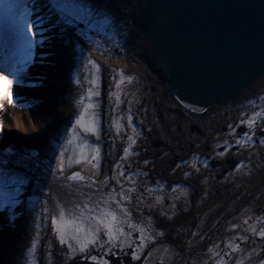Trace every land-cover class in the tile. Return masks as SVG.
Returning a JSON list of instances; mask_svg holds the SVG:
<instances>
[{
	"label": "rangeland",
	"instance_id": "rangeland-1",
	"mask_svg": "<svg viewBox=\"0 0 264 264\" xmlns=\"http://www.w3.org/2000/svg\"><path fill=\"white\" fill-rule=\"evenodd\" d=\"M93 2L95 1L80 0V4H74L72 0H63L64 6L67 7L65 12L68 27L71 26L70 33L75 32L80 39L78 44L72 43L74 40L70 41L71 47L74 44L75 51L79 52L76 56V65L73 67L75 80H71V85L79 90L75 105L78 110H82L86 124L94 121L96 130L94 133L84 131L77 124L79 119L75 122L58 123L45 139L41 138L42 149L28 146H22L21 149L17 146L12 152L23 156L27 160L26 163H30V168H25V177L20 182L28 189L24 193L26 198H23L21 204L18 203L23 212L14 215L22 227L21 230L20 228L16 230L19 232L16 238L19 237L17 239L21 243L19 256L22 258L18 264H69L78 259L92 260L91 257H96L95 262L100 263L105 261V255L109 252L123 247L132 248L131 245L136 241L141 242L142 249L134 254L132 264L141 262L142 258H144L142 264H264V236L259 234L261 230H256V223H240L241 219L231 218L235 214L234 211L240 210L242 206H248L249 211H252L264 203V174L255 178L256 182L251 181L249 188L246 187L242 195L234 190L230 192L228 187L224 194L212 195L211 200L205 202V207L200 205L190 208L189 203L184 205L185 215L173 219L166 225L157 221L159 219L156 217L162 211L158 207L161 199L167 195V200L175 201L176 193L172 182H166L168 184L166 188L160 181L164 182L169 178L170 170L176 167L179 159H186L187 153H181V150L188 149L190 142L196 140L191 139L188 133L193 123L186 122L189 118L185 119V115L189 116L190 113L173 97L168 85L157 75L151 76L150 72L145 71L147 63L151 62L149 54L147 53L148 62L142 63L138 58L139 54L146 52L142 43L144 37L142 38L139 17L127 12V6L121 8L104 1L101 4L104 13L102 17L98 16L99 20L95 25L92 20L90 21V16L99 14L97 9L100 5H94ZM26 12L29 11L25 8L24 13ZM127 20L130 22V28L125 27ZM121 30L124 31V36H128L127 41L131 42L132 57H129L128 64L138 65V61H141L140 68H134L130 73L123 67L127 64L121 61V57L124 56L122 53L125 52L121 47L123 43L119 44L112 40V36ZM136 34H140L142 39ZM89 47L92 51L88 49ZM93 47L97 48L98 53H95ZM119 48L121 54L118 61L122 64L109 65L117 58ZM96 55L98 56L95 57ZM146 73L149 74L150 80ZM156 82L160 83L161 91L149 97L145 87H153ZM139 84L144 87L142 89L144 96L136 97L135 92L139 93L137 91ZM154 99L159 102L156 104ZM257 100L264 103V79L239 97V101H246L244 103L249 106L255 105ZM26 101H33L34 105L40 103L37 98H28ZM88 105L93 107L88 108ZM238 105V101L223 104L222 118H230L226 111L233 112ZM212 111H207L208 114L204 116H212ZM216 124L212 123L213 128ZM146 133L150 134V138L145 139ZM151 137L167 142L171 148L164 145L165 147L156 149L152 145ZM7 138L6 130L3 128V132H0V151L6 152V147L10 145ZM53 147L55 157L48 155L47 152ZM68 150L77 151L80 155L76 159L80 162L75 161L73 166L81 172L84 179L70 180L69 177L73 174L66 175L70 182L79 183L83 188L80 193L71 192L72 200L69 204H63L47 182L56 173L64 152ZM95 152L99 154L96 160H92ZM36 161L41 163L40 166H37ZM136 170L140 173L138 177L135 176ZM261 172L264 173V169L261 168ZM155 198L158 199V203L155 202L153 205L152 200L155 201ZM230 199L241 205H232L231 208ZM163 202L164 205L165 201ZM60 205H62L60 212L63 210L67 216L75 218L83 213L81 219L86 229L93 230L99 225L92 217H99L104 211L114 212L118 217V226L123 229L125 236L113 245L108 243V237L101 229L97 234L96 244L81 253L78 250V242L70 236L67 243H61V237L53 225V219L59 217V211L57 213L55 207ZM227 206L230 207L225 208ZM204 212H208L205 214L206 217L220 215L213 224L214 231L210 230V233L215 232L218 235L207 245L203 253H192L187 250L192 255L185 256L186 254L179 248L182 242L181 232L183 233L186 227L184 224H188L191 232L201 234L205 231L203 229L205 225L201 224L193 230V224ZM224 218L227 222V233L221 237L217 230ZM237 240H243L245 247L242 243L239 245ZM155 242L158 245L144 256ZM223 242L228 243L229 247L221 249Z\"/></svg>",
	"mask_w": 264,
	"mask_h": 264
},
{
	"label": "bare ground",
	"instance_id": "bare-ground-1",
	"mask_svg": "<svg viewBox=\"0 0 264 264\" xmlns=\"http://www.w3.org/2000/svg\"><path fill=\"white\" fill-rule=\"evenodd\" d=\"M38 1H42L41 4H36V2ZM50 1L52 0H0V23L2 24V26L6 27L7 31L5 37L8 38L10 41V34L13 32L15 35L14 37H21L20 44L22 45V49L24 50L23 53L27 54L26 58L23 56L25 58L26 63L24 67L21 68L22 71L21 69L19 70V68H17V65H14L15 63H12L13 71H8L12 72V77L15 78L17 84L28 82H32L34 84L40 83L39 86H18L16 89L15 87L9 88L4 86L3 90V82L0 81V103H3L4 105V107L0 109V121L3 122V128H5L8 137L7 139H9L8 144H10L8 145L9 148L8 146L6 147V152L0 151V172L5 174V179L15 180L17 182L15 187L19 190L18 194L14 197V199H5L3 202H0V264H18L20 263V261H22L21 256H19V249L21 248V243L17 239L19 237L16 238V236L19 235V232L16 230L18 228H20L21 230L22 227L20 226V222L18 221V219H16V217H14V215L18 212H23L22 207L20 208L18 203L21 204L23 198H26L24 196V193H26L25 190L27 191L28 189H26L24 185L20 182L25 177V168H30V163H26L27 160H25L23 156H19L18 154L12 152H14V149L17 146L21 149H23L22 146H28V148L42 149V145H40L41 138L45 139L47 134L51 132V130H54L56 128V125H58V123H65L68 121L75 122L77 119H80V117L83 115L82 110H78L75 105V101L79 96V90H76L71 85V80H75V70L73 67L76 65V56L79 53L75 51L74 44L71 47V42L74 40L72 43L78 44L80 42V39L78 37V34H74L75 32H72V34L70 33L71 26L68 27V25L67 27H64V21L62 20V17L64 15L61 14L60 10H57L58 14H52L48 10V4L51 3ZM57 1L60 2L61 0ZM94 1V5H100L99 9H97V12H99V14L96 15V10L94 9L93 13L95 14V16H90V21L92 20L95 25L99 20L98 16L102 17L104 13V11H102L103 5H101L102 3H104V1L106 3H112L111 5H118L121 8L123 6H127V12H130V14L132 15L135 14L139 17L138 10L129 3L120 2L118 0ZM14 2H17L21 5L24 4L29 10L33 9L32 4L34 5V2L35 5L38 7L36 8L34 14L38 15L39 13H41L42 17H35L36 19L39 17L43 20V23L40 25V28L42 29V34H38L40 37L39 43H37L38 46L36 44L34 47L29 49L26 46L25 40L23 39V35L27 34V29L24 28L23 33L17 31L19 22L23 18V16L20 17L16 14L15 10L17 7L13 8L14 5L16 6ZM72 3L80 4V0H72ZM104 7L106 6L104 5ZM21 9H23L22 6ZM30 15L31 14H29L28 16L29 20L33 18V16ZM138 20L141 22L140 17ZM111 24L110 26H112ZM129 24L130 22L127 20L125 22V27L130 28ZM123 32L124 31L121 30L118 34L112 36V40L114 42H119V44L120 42L123 43V46L121 47L124 48L123 50H125V52L122 53L124 56L121 57V61L127 64L123 67L125 71L130 73L133 71L134 68H140L141 65H139V62H148V48L147 43L145 41V36L143 34V29H141L142 38L144 37L142 43L144 48L146 49V52L144 51L142 55L139 54L140 56L138 58H140L141 61H138V65L137 63H129V65V57H132L131 42L127 41L128 36H124ZM139 35L140 34H136L137 37L141 38ZM29 39H31L30 36ZM128 43H130V45ZM93 48L94 50H96L95 53H98L97 48ZM88 49L92 51V48L89 47ZM144 53L146 54V56ZM119 54H121L120 48L119 53L117 52L116 55L117 58H114L115 61H113L109 65L119 66L120 63L122 64V62L118 61V59L120 58ZM97 56L98 55H96L95 57ZM98 58L100 59V57ZM31 60H34L35 62L31 64ZM106 65H108V63ZM3 67L7 68L8 65L3 63ZM145 71L150 72L151 76H156V74L159 72L155 63H153V67L151 64L147 63V68ZM146 76H149V74L146 73ZM148 78L150 80V76ZM261 79H264V74L261 76V78L258 79V81H260ZM256 83L257 82H255V84ZM140 84L137 89L139 93L135 92L136 97L144 96V91L142 90L144 89V87ZM255 84L253 83L252 86H254ZM156 85H158V83H156ZM145 88L153 89L150 86H147ZM247 90L248 89H245L243 91H240L239 93H235L225 99H220L211 104L208 110H213L212 112L215 113L214 115H212L213 119L216 120L217 118H219L218 116H221L223 114L222 111L224 109L221 111V106L223 104L228 105L229 102L238 101L239 105L237 106L235 111L232 110L233 112H231L225 110L226 113L231 116V119L235 121L236 125L242 126L243 124V126H246L247 121L249 123L250 121L256 120L262 121L260 117L262 112L264 111L263 101L257 100V102H255L256 104L251 106L246 105V103H244L246 101H239V97L244 92H247ZM153 91L154 93H157L156 89H153ZM18 96L21 98L17 99ZM27 97L37 98L38 100H40V103L34 105L33 101H26L28 99ZM25 107L27 109H25ZM258 111L259 118H256L257 113L255 114L254 112ZM190 114L189 116L185 115V119L186 117L189 118L188 121H190L191 119ZM205 114H208V112H206ZM215 120H210V122L212 123ZM250 124L253 125L254 123ZM25 142L27 144H25ZM54 151V147L48 149V155L55 157ZM182 152L184 151H181V153ZM79 156L80 155L77 151H65L63 157L61 158V161H58L59 165L57 170L53 169L56 170V173H54V175L49 178L47 182L48 185L51 186L61 198L63 204H69V201L72 200L71 198L73 195L71 194V192H82L83 187L79 183L70 182L67 179L68 176L66 177V175H70L71 173H78L80 176H82L81 172H79L73 166ZM36 164L37 166H40L41 163L37 162ZM61 206L62 205H60L59 207H55V211H57V213L59 211V214L61 210L60 208H62ZM184 222H188V220H184ZM225 222L226 220H223L219 228H223L225 226L223 225ZM184 225L186 226L184 227L185 230L189 228L187 227V223ZM212 235L216 236L218 234L215 233ZM237 241L239 245L241 243L243 244V246L245 245L243 241ZM210 242L212 241L206 239L205 242H203L201 245L202 249H200V252L205 251L207 245H209ZM179 248L182 251V247ZM192 253L187 252L188 255H192Z\"/></svg>",
	"mask_w": 264,
	"mask_h": 264
},
{
	"label": "water",
	"instance_id": "water-1",
	"mask_svg": "<svg viewBox=\"0 0 264 264\" xmlns=\"http://www.w3.org/2000/svg\"><path fill=\"white\" fill-rule=\"evenodd\" d=\"M118 1L138 10L150 55L187 109L203 112L264 74V0Z\"/></svg>",
	"mask_w": 264,
	"mask_h": 264
},
{
	"label": "flooded vegetation",
	"instance_id": "flooded-vegetation-1",
	"mask_svg": "<svg viewBox=\"0 0 264 264\" xmlns=\"http://www.w3.org/2000/svg\"><path fill=\"white\" fill-rule=\"evenodd\" d=\"M255 114L258 118L259 111ZM262 114L260 117L262 121L256 120L253 125L247 121L246 126H243L242 121V126L236 125L231 117L223 119V116H218L219 118L216 120L212 116L210 119L206 116L200 117L198 122L201 123V125L198 124L200 129L193 132L196 140L190 142L188 149L183 148L181 150L184 151L183 153H187V159L182 158L185 161L178 160L176 167L170 170L169 178L165 179L164 182L160 181L166 188L168 187L166 182H172L174 185L172 186L175 187L174 191H176L175 201L167 200V195H165L159 203L158 207L162 211L164 210L158 216L160 224L166 225L173 219L185 215L184 210L186 208L184 205L191 203L190 208L204 206L205 202L211 200L212 195L215 193L222 194L228 187L230 192L234 190L242 195L246 187L249 188L248 185L251 181L256 182L255 178L264 174L261 172V168L264 169V115ZM210 120H215L212 123H217L216 127L213 128ZM253 145L255 147H252ZM134 172L136 177L140 176L139 170ZM172 186L169 185V187ZM163 200L165 201L164 205ZM155 202L158 203L157 198L155 201L152 200V204L154 205ZM238 204L241 205L236 200L230 199L231 208L232 205ZM249 209L248 206H242L240 210L234 211L235 214L231 218L233 220L241 219L240 223H256V230L262 231L264 229V203L257 206V209L252 211ZM206 213L208 212H204L203 216L198 217L196 223L193 224V230L201 224L205 225L203 227L204 232H202L203 230H200L201 234L196 231L191 232L189 228L186 229L188 232L185 229H183V233L181 232L180 247H182V252L186 254L185 256H188L187 250L195 253L200 252L201 245L206 239L212 241L217 236L212 235L215 232L210 233V230L214 231L213 224L216 223L217 217L220 215L206 217ZM226 223L223 224L225 225L223 228L217 230L221 237L227 233ZM208 230L210 234L207 233ZM226 247H229V244L225 242L220 246L221 249Z\"/></svg>",
	"mask_w": 264,
	"mask_h": 264
},
{
	"label": "snow or ice",
	"instance_id": "snow-or-ice-1",
	"mask_svg": "<svg viewBox=\"0 0 264 264\" xmlns=\"http://www.w3.org/2000/svg\"><path fill=\"white\" fill-rule=\"evenodd\" d=\"M29 13H24L23 18L20 20L17 31L23 33L24 26L27 25V34L23 35V39L25 40L26 46L31 49L34 47L39 41L36 39L38 34H42V29L40 25L43 23L42 18H37L36 21H31L28 19ZM35 25V28H34ZM29 36L31 39H29ZM13 70V69H10ZM22 71V69H21ZM0 78H3V74L0 73ZM94 83V82H93ZM4 107L3 103H0V109ZM93 107L92 105H88V108ZM87 112V109L85 110ZM259 115V114H258ZM250 123H254V121H250ZM78 126H80L86 132H95V123L91 121L89 123H85L84 115L80 117L77 121ZM0 132H3V122L0 121ZM98 152H95L92 155V160H96L98 156ZM84 157H81L83 159ZM77 163L80 160L76 161ZM70 180H83L84 178L80 176L78 173H74L69 177ZM16 181L13 179H5V174L0 172V202H3L5 199H14V197L18 194V188L15 187ZM83 213H81L80 217H71L67 216L65 212L62 210L59 214L58 218L53 219V225L57 231V234L61 237V243H67V238L70 236L71 239H74L78 242L79 252L84 253L91 246L96 244L97 242V234L101 229L104 230L105 235L108 237V243L115 244V242L120 241L121 237L125 236V233L121 227L118 226V217L114 212L104 211L101 212L99 217H92L93 220L96 221L97 227L95 230L85 227L83 220ZM129 227H132L129 225ZM143 231V229H141ZM261 236H264V230L259 233ZM93 261H95L96 257H91Z\"/></svg>",
	"mask_w": 264,
	"mask_h": 264
}]
</instances>
